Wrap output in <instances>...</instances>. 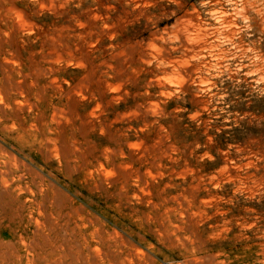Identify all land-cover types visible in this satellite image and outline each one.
I'll use <instances>...</instances> for the list:
<instances>
[{"label":"rangeland","instance_id":"374dc122","mask_svg":"<svg viewBox=\"0 0 264 264\" xmlns=\"http://www.w3.org/2000/svg\"><path fill=\"white\" fill-rule=\"evenodd\" d=\"M210 3L0 0V264H264V32Z\"/></svg>","mask_w":264,"mask_h":264},{"label":"bare ground","instance_id":"6f19581e","mask_svg":"<svg viewBox=\"0 0 264 264\" xmlns=\"http://www.w3.org/2000/svg\"><path fill=\"white\" fill-rule=\"evenodd\" d=\"M212 5L209 8V10H207L211 15H215L217 19L221 18L223 20V22L226 23H232V25H236V19L237 18H241L242 22L244 23L243 27H250L252 26L253 28H261V31L264 32V0H210ZM210 3V4H211ZM208 9V8H207ZM260 17L259 19L257 18ZM197 17V16H196ZM199 17V16H198ZM194 19V18H193ZM199 21V20H198ZM197 21V22H198ZM199 23V22H198ZM197 23V24H198ZM193 24V23H192ZM200 25V23H199ZM214 25V24H212ZM190 26H193L190 24ZM198 26V25H197ZM195 26V27H197ZM205 26V24H204ZM215 26V25H214ZM187 26L185 25L184 28H186ZM193 27H189L187 29H185L188 33L193 34L194 35L197 34H205L208 31H210L209 27H198V29ZM217 27V26H216ZM183 29V27H182ZM234 29V28H233ZM241 29V28H240ZM239 29V30H240ZM218 30V29H217ZM232 30V28H231ZM213 31V30H212ZM185 32V31H184ZM186 32V33H187ZM225 32V31H224ZM231 31L229 30L230 33ZM183 33V32H182ZM185 33V35H186ZM212 33V32H211ZM216 33V32H215ZM196 34V35H197ZM208 34V33H207ZM195 35V36H196ZM214 35V34H213ZM183 36V35H182ZM188 36V35H187ZM184 37V36H183ZM199 37V36H198ZM185 38V37H184ZM195 40V39H194ZM210 41V40H209ZM264 41V40H263ZM190 42V41H189ZM192 42V41H191ZM199 42V40L197 41ZM237 42V41H236ZM239 42V41H238ZM259 42V41H258ZM257 42V43H258ZM196 43V42H195ZM208 43V41H207ZM245 43V41H244ZM257 43H247V46H245L246 48H244V50H242V48L240 50H242V52L244 51L246 54V58H250L251 61L253 60L252 58H254V60L261 58V61L263 59L264 61V44H257ZM202 44V43H201ZM210 44V43H209ZM208 44V45H209ZM239 44V43H238ZM244 45V44H242ZM195 46V45H194ZM207 46V45H206ZM200 47H204V45L200 46ZM249 47H252V49L254 50V54L249 53L248 51L250 50ZM219 50V49H218ZM217 50V51H218ZM199 54L200 52L197 51ZM241 52V53H242ZM253 52V51H252ZM202 53V52H201ZM230 53V52H229ZM228 54V53H227ZM243 54V53H242ZM243 56V55H241ZM227 57V56H226ZM249 59V60H250ZM253 60V61H254ZM260 60V59H259ZM255 62V61H254ZM258 63V62H257ZM264 63V62H263ZM6 168V167H5ZM8 171L6 169H0V181L4 182L5 181V177L7 175ZM20 178V177H19ZM5 183V182H4ZM1 191V190H0ZM8 246V244H7ZM5 251V250H4ZM3 253V252H2ZM10 253V252H9ZM9 255V254H8ZM1 256V254H0ZM5 257V256H4ZM3 257V258H4ZM7 257V256H6ZM4 260V259H3ZM2 261V260H1ZM4 261H2L3 263ZM1 263V264H2Z\"/></svg>","mask_w":264,"mask_h":264}]
</instances>
